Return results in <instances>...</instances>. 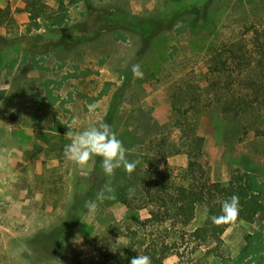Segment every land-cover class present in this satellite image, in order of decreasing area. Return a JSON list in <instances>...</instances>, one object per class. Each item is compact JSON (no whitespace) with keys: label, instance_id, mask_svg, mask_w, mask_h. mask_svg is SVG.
Masks as SVG:
<instances>
[{"label":"rangeland","instance_id":"374dc122","mask_svg":"<svg viewBox=\"0 0 264 264\" xmlns=\"http://www.w3.org/2000/svg\"><path fill=\"white\" fill-rule=\"evenodd\" d=\"M43 1L54 11L62 1L65 22L35 26L22 0H0L10 13L0 27V264H120L129 249L146 255L154 245L168 248L165 264L177 255L195 261L208 250L191 254L199 242L190 234L205 223L206 207L187 227L173 217L160 223L164 208L144 188L159 196L169 182L173 196L187 184L182 173L200 138L212 182L245 175L264 200V0H138V13L137 0ZM113 9L145 18L184 14L139 54L141 40L132 33L112 28L93 36L100 12ZM63 35L81 42L70 38L39 52L19 41ZM134 64L143 78L133 76ZM114 103L112 129L134 149L127 158L140 164L132 174L121 168L107 177L101 157L83 167L68 161L65 135L74 121V133L103 122ZM151 157L159 160L154 177L146 172ZM109 180L114 199L86 208ZM55 228L63 235L60 254L30 245ZM213 255L206 264H264V214L230 227L222 254Z\"/></svg>","mask_w":264,"mask_h":264},{"label":"trees","instance_id":"16d2710c","mask_svg":"<svg viewBox=\"0 0 264 264\" xmlns=\"http://www.w3.org/2000/svg\"><path fill=\"white\" fill-rule=\"evenodd\" d=\"M22 1L25 5V13L29 15L30 20L35 23V26L38 25L39 20H44L54 25L65 22L66 10L63 7L62 1H60L57 11L50 9L43 0ZM206 6H208V3H205L202 7L203 13H205ZM200 11L198 7H192L190 10V12H195L197 14L200 13ZM100 13V25L95 30L93 36L96 37L112 28L132 33L141 40L142 46L139 52L140 54L149 47L150 42L156 36L164 31L172 30L177 21L175 16H182L184 11L176 13L172 18H145L139 15L125 13L119 9L108 10L106 14H102V11ZM9 19V11L0 7V27L8 23ZM38 38L25 36L20 38L19 41L24 39V43L22 44L23 50L36 51L37 49L39 52H46L58 43L68 41L71 37L69 38V36L63 35L59 40L47 38L44 41L40 38L41 42L37 41L39 40ZM71 41H75V43L81 42L80 39L77 40L74 39V37L71 38ZM258 51L264 54V43L259 45ZM117 107L118 105L115 103L112 104L110 112L103 122L110 124V119L117 110ZM261 136L264 140V132L261 133ZM196 141L198 144L191 146L192 148L188 153V166L182 173V180L187 184L174 187L173 196H169L168 193L170 187H172L169 182L160 186L161 188L159 187V196H157L158 194H156V192L153 193L152 189L148 187L144 188L148 196L157 199L156 205L159 208H164L162 216L153 214L160 223L173 217L181 226L187 227L195 219L198 208L201 206L206 207L207 217L205 223L201 227L196 228L190 236L199 242L191 254L202 253V246L208 248L207 252L203 254V256H199L195 261L181 260L182 257L176 254L178 261L174 264H206V257L209 253H213V256L218 255L219 257L223 249V235L230 227L241 221L253 223L264 213L261 193L258 191L251 178L236 173L231 176L227 185H223L219 182H212L209 179L207 162L203 152V140L197 138ZM158 163L159 160L156 157L145 159L148 176H155L154 169L157 168ZM90 193L89 190L86 192L87 195H90ZM233 195H237L240 201V213L236 222L221 225L213 223L211 217L220 215L222 202ZM71 220L74 224L76 223V220L72 218ZM70 229L72 230L73 228ZM62 238V231L55 228L48 234H41L31 239L30 245L46 256L51 255L55 257V255L57 256L60 254L58 253V248L62 245ZM145 254L151 258L152 264H165L166 259L171 255L166 246L158 247V245L148 247ZM136 256L138 255L131 252L129 249L125 252L124 256H121L119 263L130 264L131 259Z\"/></svg>","mask_w":264,"mask_h":264},{"label":"clouds","instance_id":"9594fccd","mask_svg":"<svg viewBox=\"0 0 264 264\" xmlns=\"http://www.w3.org/2000/svg\"><path fill=\"white\" fill-rule=\"evenodd\" d=\"M134 77L143 78V71L139 64L132 66ZM89 111H93L97 105H89ZM68 126L69 131L65 137L71 140V143L64 147V156L68 161L83 167L94 157L102 158L103 172L107 177L115 175L116 170L123 168L128 174H132L140 164L139 160L130 161L127 154L134 149H128L113 131L112 126L107 122H100L98 125H92L82 131L73 132ZM115 189L109 180L97 192L94 200H88L85 207L94 210L97 202L114 199ZM240 213V201L237 195H233L222 202L221 214L212 216V222L221 225L235 223ZM130 264H152L151 258L147 255H138L131 259Z\"/></svg>","mask_w":264,"mask_h":264},{"label":"crops","instance_id":"0c3cea01","mask_svg":"<svg viewBox=\"0 0 264 264\" xmlns=\"http://www.w3.org/2000/svg\"><path fill=\"white\" fill-rule=\"evenodd\" d=\"M133 9H134V11L137 12V13H138L139 11H141V10H139V9H142L141 1H138V0H137V1H134V2H133ZM261 200H262V202H263V206H264V200L262 199V197H261ZM263 214H264V213H263ZM262 216H263V215H262ZM262 216H261V217H262ZM261 217H259V218H261ZM256 220H257V219H256ZM256 220H255V221H256ZM255 221H254V222H255ZM254 222H253V223H254Z\"/></svg>","mask_w":264,"mask_h":264}]
</instances>
